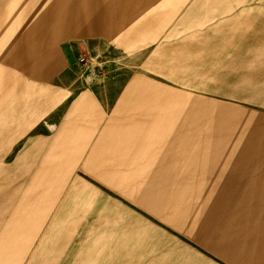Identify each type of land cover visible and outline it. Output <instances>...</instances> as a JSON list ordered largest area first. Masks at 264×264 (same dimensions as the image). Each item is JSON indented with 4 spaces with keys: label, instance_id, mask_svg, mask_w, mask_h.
Segmentation results:
<instances>
[{
    "label": "crops",
    "instance_id": "crops-1",
    "mask_svg": "<svg viewBox=\"0 0 264 264\" xmlns=\"http://www.w3.org/2000/svg\"><path fill=\"white\" fill-rule=\"evenodd\" d=\"M110 6L0 0V264H94L93 227L125 225L126 212L137 246L190 264H264V170L191 154L175 136L188 127L174 121V90L110 72L160 31Z\"/></svg>",
    "mask_w": 264,
    "mask_h": 264
},
{
    "label": "rangeland",
    "instance_id": "rangeland-1",
    "mask_svg": "<svg viewBox=\"0 0 264 264\" xmlns=\"http://www.w3.org/2000/svg\"><path fill=\"white\" fill-rule=\"evenodd\" d=\"M108 2L110 11L124 6L127 20L142 18L147 27L157 20L162 27L155 42L127 51L124 65L111 62L110 72L157 75L159 89L174 90V121L188 127L175 136L189 137L191 154L214 155L222 168L264 170V0ZM81 57L84 68L105 72L102 63ZM125 215L119 220L125 225L93 227L94 241L101 240L94 254L102 255L94 264H190L159 245L137 246L135 220ZM158 238L166 242L164 235ZM168 245L178 255H197L176 242Z\"/></svg>",
    "mask_w": 264,
    "mask_h": 264
},
{
    "label": "built area",
    "instance_id": "built-area-1",
    "mask_svg": "<svg viewBox=\"0 0 264 264\" xmlns=\"http://www.w3.org/2000/svg\"><path fill=\"white\" fill-rule=\"evenodd\" d=\"M79 63L83 66L85 63H87V60L84 57H81L79 58Z\"/></svg>",
    "mask_w": 264,
    "mask_h": 264
}]
</instances>
